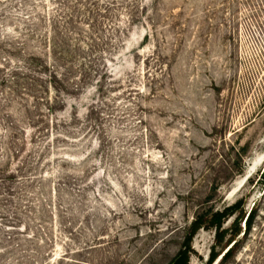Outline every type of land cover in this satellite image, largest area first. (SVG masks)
Here are the masks:
<instances>
[{"label":"rangeland","instance_id":"obj_1","mask_svg":"<svg viewBox=\"0 0 264 264\" xmlns=\"http://www.w3.org/2000/svg\"><path fill=\"white\" fill-rule=\"evenodd\" d=\"M263 153L264 0H0V264H264Z\"/></svg>","mask_w":264,"mask_h":264},{"label":"trees","instance_id":"obj_2","mask_svg":"<svg viewBox=\"0 0 264 264\" xmlns=\"http://www.w3.org/2000/svg\"><path fill=\"white\" fill-rule=\"evenodd\" d=\"M57 49H58V45H57L56 43L53 42L52 45H51L50 48H49L50 53H51V55H53V57H54V54H55V52H56ZM36 59H37V60H41V59H39V56H38V58H36ZM51 59H52V58H51ZM51 59H50V56H49V57H48V61L46 62V64H42V67L44 68V70H47L48 67L51 66V65H50V60H51ZM48 62H49V63H48ZM50 72H51V70H50ZM44 74H46V73H44ZM49 78H50V80H51V78H52L55 84H58V83H59V79H58V75H57V73L50 75ZM53 81H52V82H53ZM50 83H51V81H50ZM50 85H52V83H51ZM243 205H244V203H243V201L241 200V201L238 202L237 204L225 208L222 212H216L215 214H213L212 217H205V219H202V221L204 220L203 223L201 222V220H199L200 223L197 221L196 223H194V227H195V228H196V227L199 228L200 225H201V226H204V224H205V225L208 224V225H206V226H209V227H211V228H214V229L216 230V232H217V235L220 237V235H221L220 230L222 229V226H223L224 221H226L228 218L234 216V215L236 214V212L239 210V208H240L241 206H243ZM252 212H253V211H252ZM252 212L249 214V217H248V219H247V221H246V226H247L246 232L249 231V230L252 228V220H253V213H252ZM244 218H245V216H244ZM195 231H196V229H193L192 234H195ZM240 231H241V229H240ZM240 231H239V232H240ZM246 232H245V234H246ZM192 238H193V235H191V236L189 237V240L192 239ZM236 243H237V242H236ZM236 243H234V245H235ZM234 245H233V246H234ZM233 246H232V247H233ZM232 247L229 248V249L223 254V257H222L223 262L226 261V260L230 257ZM215 258H216V255H213V256L210 258V261H211V262H214V261H215ZM173 264H188V257H187L185 254H182V255H180L179 257H177V258L174 260Z\"/></svg>","mask_w":264,"mask_h":264},{"label":"bare ground","instance_id":"obj_3","mask_svg":"<svg viewBox=\"0 0 264 264\" xmlns=\"http://www.w3.org/2000/svg\"><path fill=\"white\" fill-rule=\"evenodd\" d=\"M263 163H264V153L263 154L255 155L253 158H251L249 160V162L247 164V167H246V173H245V175L239 177L236 180V182L234 183L231 191L229 192V198H231V199L233 197L235 198L241 192V190L243 189V187L245 186V184L248 181V180L245 181V177L247 175H249V174H251V176H252L253 173H255L262 166ZM244 181H245V183H244Z\"/></svg>","mask_w":264,"mask_h":264},{"label":"water","instance_id":"obj_4","mask_svg":"<svg viewBox=\"0 0 264 264\" xmlns=\"http://www.w3.org/2000/svg\"><path fill=\"white\" fill-rule=\"evenodd\" d=\"M250 176H251V174L247 175V176L245 177V181H247L248 178H249ZM245 181H244V183H245ZM249 214H250V213H249ZM248 217H249V215L246 217V219H245V221H244V224H243V226H244V232H246V229H247L246 221H247ZM229 248H231V247H229Z\"/></svg>","mask_w":264,"mask_h":264}]
</instances>
